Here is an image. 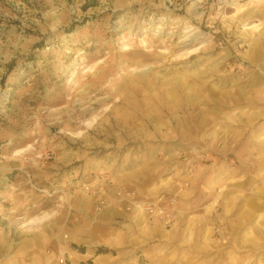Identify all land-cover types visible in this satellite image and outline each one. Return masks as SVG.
Masks as SVG:
<instances>
[{
	"label": "rangeland",
	"instance_id": "374dc122",
	"mask_svg": "<svg viewBox=\"0 0 264 264\" xmlns=\"http://www.w3.org/2000/svg\"><path fill=\"white\" fill-rule=\"evenodd\" d=\"M96 258L264 264V0H0V264Z\"/></svg>",
	"mask_w": 264,
	"mask_h": 264
},
{
	"label": "crops",
	"instance_id": "0c3cea01",
	"mask_svg": "<svg viewBox=\"0 0 264 264\" xmlns=\"http://www.w3.org/2000/svg\"><path fill=\"white\" fill-rule=\"evenodd\" d=\"M95 262H98L97 264H101L102 260H101V259H99V258H96V259H95ZM105 262H106V261H104V263H103V264H105ZM95 264H96V263H95ZM151 264H155V262H154V261H152V262H151ZM163 264H164V263H163Z\"/></svg>",
	"mask_w": 264,
	"mask_h": 264
},
{
	"label": "built area",
	"instance_id": "2783aa9c",
	"mask_svg": "<svg viewBox=\"0 0 264 264\" xmlns=\"http://www.w3.org/2000/svg\"><path fill=\"white\" fill-rule=\"evenodd\" d=\"M140 210H141V211H150V212H151V208H150V207H146V208H143V207H142Z\"/></svg>",
	"mask_w": 264,
	"mask_h": 264
},
{
	"label": "bare ground",
	"instance_id": "6f19581e",
	"mask_svg": "<svg viewBox=\"0 0 264 264\" xmlns=\"http://www.w3.org/2000/svg\"><path fill=\"white\" fill-rule=\"evenodd\" d=\"M189 41H191V40H189ZM256 195H257V194H256ZM138 209H140V207H139Z\"/></svg>",
	"mask_w": 264,
	"mask_h": 264
}]
</instances>
